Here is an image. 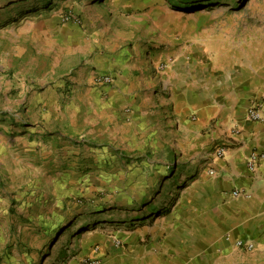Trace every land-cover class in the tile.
Instances as JSON below:
<instances>
[{"label":"rangeland","instance_id":"obj_1","mask_svg":"<svg viewBox=\"0 0 264 264\" xmlns=\"http://www.w3.org/2000/svg\"><path fill=\"white\" fill-rule=\"evenodd\" d=\"M263 53L264 0H0V264H60L80 232L119 239L112 198L114 214L130 199L174 204L165 179L187 156L166 100L170 63L228 78ZM83 73L119 77L129 122L103 108L66 120Z\"/></svg>","mask_w":264,"mask_h":264},{"label":"crops","instance_id":"obj_2","mask_svg":"<svg viewBox=\"0 0 264 264\" xmlns=\"http://www.w3.org/2000/svg\"><path fill=\"white\" fill-rule=\"evenodd\" d=\"M98 62V68L105 65ZM171 64L166 100L187 156L165 179L177 190V201L160 208L147 202L140 209L130 199L128 209L121 204V213L114 214L118 205L111 197L116 205L106 214L120 215V240L118 235L80 232L64 247L60 264H80L85 258L101 264H264V121L246 119L252 105H260L264 115V53L255 54L228 78L220 71L209 78L208 69H194L192 58L177 57ZM83 74L77 79L80 89L65 107L66 120L76 125L103 108L116 127L127 122L128 115L117 112V104L124 105L117 96L119 77L112 73L114 84L103 87L94 84L92 73ZM234 127L241 130L240 142L217 158L216 148L232 137ZM253 153L258 163L251 172ZM238 189L250 197L233 199L231 193ZM104 223L113 226L112 220ZM240 239L253 249L238 248Z\"/></svg>","mask_w":264,"mask_h":264},{"label":"built area","instance_id":"obj_3","mask_svg":"<svg viewBox=\"0 0 264 264\" xmlns=\"http://www.w3.org/2000/svg\"><path fill=\"white\" fill-rule=\"evenodd\" d=\"M93 82L99 86H106V85H110L113 82V80L112 77L109 76L108 74L102 73V74H96V76L93 79ZM246 119L247 121L250 122H263L264 115L261 106L252 105L251 107H249L246 113ZM240 136H241V130L237 127H234L232 129V137L228 141H225V143H223L222 145L216 148L215 156L220 159L224 158L227 152V147H232L237 143H239ZM257 163H258V156L255 155V153H253L248 162V169L251 172L255 171V169L257 168ZM210 175H214V171H211ZM231 197L233 199L249 198L250 194L247 191L238 189L232 191ZM117 244L120 245L118 242ZM236 246L240 249H245L247 251H251L253 249V245L251 243L241 239L236 242ZM84 264H101V263L98 259H88L87 261L84 262Z\"/></svg>","mask_w":264,"mask_h":264},{"label":"trees","instance_id":"obj_4","mask_svg":"<svg viewBox=\"0 0 264 264\" xmlns=\"http://www.w3.org/2000/svg\"><path fill=\"white\" fill-rule=\"evenodd\" d=\"M183 1H187V0H183Z\"/></svg>","mask_w":264,"mask_h":264}]
</instances>
